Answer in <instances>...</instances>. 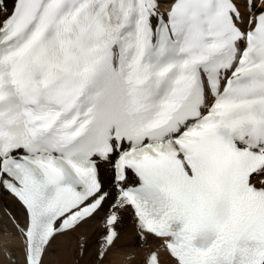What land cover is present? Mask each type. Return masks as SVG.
Wrapping results in <instances>:
<instances>
[{
  "label": "snow or ice",
  "instance_id": "obj_1",
  "mask_svg": "<svg viewBox=\"0 0 264 264\" xmlns=\"http://www.w3.org/2000/svg\"><path fill=\"white\" fill-rule=\"evenodd\" d=\"M159 7L0 0V191L26 217L23 264L98 212L118 151L101 261L130 211L164 264H264V0Z\"/></svg>",
  "mask_w": 264,
  "mask_h": 264
},
{
  "label": "bare ground",
  "instance_id": "obj_2",
  "mask_svg": "<svg viewBox=\"0 0 264 264\" xmlns=\"http://www.w3.org/2000/svg\"><path fill=\"white\" fill-rule=\"evenodd\" d=\"M172 1L159 0L160 7L167 6L166 3ZM7 3L10 8L13 0H7ZM241 10L243 11V8ZM99 179L103 190L108 192L101 208L92 218L74 231L58 235L44 257L45 264H145L149 251L147 244H151V247L153 244L158 247L159 242L152 238H148L146 242L139 240L131 212L122 211L119 213L120 218L115 225V230L118 233L117 239L101 261L99 245L105 234L104 222L107 215L113 210L112 205L115 203L117 194L113 184L111 164L101 163ZM12 216L22 227L26 225V217L18 202L0 191V241L2 239L7 241L6 252L8 253V257H5L0 251V264H23V244L18 230L13 225ZM158 254L164 264L167 259L165 253L159 251Z\"/></svg>",
  "mask_w": 264,
  "mask_h": 264
},
{
  "label": "rangeland",
  "instance_id": "obj_3",
  "mask_svg": "<svg viewBox=\"0 0 264 264\" xmlns=\"http://www.w3.org/2000/svg\"><path fill=\"white\" fill-rule=\"evenodd\" d=\"M6 247H7V241L2 239V241H0V251L3 254V256L8 257V255H7L8 253L6 252V250H7Z\"/></svg>",
  "mask_w": 264,
  "mask_h": 264
}]
</instances>
